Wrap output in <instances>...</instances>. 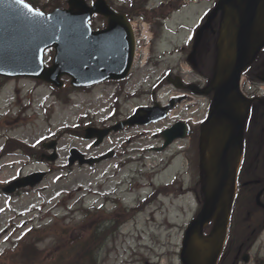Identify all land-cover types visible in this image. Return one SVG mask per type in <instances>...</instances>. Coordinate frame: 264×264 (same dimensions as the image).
I'll use <instances>...</instances> for the list:
<instances>
[{"label":"rangeland","instance_id":"1","mask_svg":"<svg viewBox=\"0 0 264 264\" xmlns=\"http://www.w3.org/2000/svg\"><path fill=\"white\" fill-rule=\"evenodd\" d=\"M34 1L46 10L55 4H66V0ZM108 1L114 6L125 2ZM162 1L168 0H151L149 6ZM181 2L176 1L175 6ZM209 4L210 0H188L165 23H157L143 65L144 41L139 42L133 74L119 94L117 113L109 119L116 90L113 83L87 90L69 86L58 90L29 77L0 78V150L3 142L7 143L6 152H0V185L17 176L47 170L38 185L29 188V183L24 184L27 188L13 196L0 194V253L29 225L42 226L32 228L19 243L22 252L10 257L9 262L1 257L0 264H182L183 234L201 206L196 194L198 135L162 147L160 132L177 118H187L197 125L207 114L210 98L192 94L178 102L170 117L148 125L124 127L110 133L99 145L66 135L63 129L78 122L81 126L75 127L74 132L79 134L83 133V124L103 128L125 118L138 105L153 100L165 102L174 92L170 85L165 83L153 92L149 88L166 68L178 73L180 66L188 67L184 48L192 35L191 26ZM147 19L152 20L150 14ZM101 24L96 19V26ZM192 77V73L186 75L188 79ZM64 82L68 85V80ZM134 88L139 91L138 96L126 94ZM62 134L65 135L61 138ZM51 135L56 136L44 143L56 141L57 156L40 160L45 150L49 154L54 151L51 145L44 148L43 143L36 141ZM72 147L87 157L110 151L116 156L92 166L77 162L69 166L67 156ZM13 151L30 155L31 159ZM174 180L181 193L166 194L169 189L159 193L162 185ZM147 195L149 198L143 200ZM142 206L146 209L134 217L131 208ZM117 209L128 215L118 220L114 215ZM109 219L115 223L112 229ZM261 237L264 238V230ZM58 257L61 261L53 263ZM36 258L40 261L34 262Z\"/></svg>","mask_w":264,"mask_h":264},{"label":"water","instance_id":"2","mask_svg":"<svg viewBox=\"0 0 264 264\" xmlns=\"http://www.w3.org/2000/svg\"><path fill=\"white\" fill-rule=\"evenodd\" d=\"M25 4L18 0H0V74L39 77L56 85H61L59 77L63 73L72 76L74 85L126 75L134 53L133 31L126 16L115 12L105 0H96L91 6L85 0H68V9L57 8L50 13L29 6L30 11ZM219 7L226 13L229 28L217 44L212 81L200 91L214 92L209 117L201 127V162H204L206 144L212 145V154L205 170L203 206L185 232L181 252L184 264H214L220 252L243 144L245 114L251 101L239 91V76L264 46V0H220L203 27L210 25ZM94 12L107 17L103 29H90L87 21ZM50 46L55 48V58L46 67L42 62L43 51ZM166 109L163 108L164 112ZM104 133L99 132L98 138ZM184 135V126L174 124L163 132L165 145ZM74 159L71 157L70 161ZM259 196L260 192L257 200ZM210 219L214 222L209 234L212 244L201 255L192 246L191 236L195 232L202 236L203 225Z\"/></svg>","mask_w":264,"mask_h":264},{"label":"flooded vegetation","instance_id":"3","mask_svg":"<svg viewBox=\"0 0 264 264\" xmlns=\"http://www.w3.org/2000/svg\"><path fill=\"white\" fill-rule=\"evenodd\" d=\"M193 40L195 41V38ZM206 60L207 55L203 54L200 61L201 64ZM262 63L264 64V60ZM166 79L169 80L171 78L167 76ZM172 79L175 80L176 76ZM197 81L200 86H203L207 83V77L205 75H200L198 76ZM186 86L187 85L184 86L185 89ZM189 87L190 86H187V88ZM183 95L187 96L188 94L183 93ZM260 159L264 161V156H262ZM242 206L243 205H241V207ZM248 212L247 219L245 220L247 223L243 226V228L247 227L248 230L237 234L239 231V223L236 224V227L233 230L234 232L229 237V242L225 247L219 264H264V240L258 239V233L261 227L260 220L258 217L254 216L251 208L248 210ZM251 216H253L255 220Z\"/></svg>","mask_w":264,"mask_h":264},{"label":"trees","instance_id":"4","mask_svg":"<svg viewBox=\"0 0 264 264\" xmlns=\"http://www.w3.org/2000/svg\"><path fill=\"white\" fill-rule=\"evenodd\" d=\"M47 5V4H45ZM57 5H61V4H55L54 6ZM52 6V7H54ZM40 8H43V6H40ZM263 121V116L260 114H255V116H253L250 120V124H249V129H248V148H247V155H252L256 152L257 147L256 145H258L261 141V138H264V131L261 130V127H259L260 124H262ZM256 146V147H255ZM261 173L264 172V168L261 167L260 171ZM30 233V232H28ZM19 244L13 249V251L11 252H7L4 255V259H8L10 257H14L16 255H18V252L21 251L22 252V248L21 246H19ZM36 261H40L38 258H36L34 260V262ZM57 261H61V258L58 257L56 258L53 263H58Z\"/></svg>","mask_w":264,"mask_h":264},{"label":"bare ground","instance_id":"5","mask_svg":"<svg viewBox=\"0 0 264 264\" xmlns=\"http://www.w3.org/2000/svg\"><path fill=\"white\" fill-rule=\"evenodd\" d=\"M211 148L212 146L208 145L206 157H208L209 153H211ZM131 162H134V160H132ZM209 243H210V239L208 238H198L197 236L193 237V244L198 249L199 252L202 253L206 252Z\"/></svg>","mask_w":264,"mask_h":264},{"label":"snow or ice","instance_id":"6","mask_svg":"<svg viewBox=\"0 0 264 264\" xmlns=\"http://www.w3.org/2000/svg\"><path fill=\"white\" fill-rule=\"evenodd\" d=\"M18 2H20L21 4H23V0H18ZM24 7L29 8V5H26V4H25ZM29 10L31 11L32 9L29 8ZM37 14H39V13H37Z\"/></svg>","mask_w":264,"mask_h":264}]
</instances>
